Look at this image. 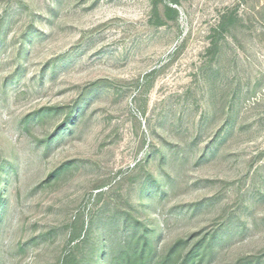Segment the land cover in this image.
Segmentation results:
<instances>
[{"label": "rangeland", "instance_id": "obj_1", "mask_svg": "<svg viewBox=\"0 0 264 264\" xmlns=\"http://www.w3.org/2000/svg\"><path fill=\"white\" fill-rule=\"evenodd\" d=\"M167 1L0 0V264H264V0Z\"/></svg>", "mask_w": 264, "mask_h": 264}, {"label": "trees", "instance_id": "obj_2", "mask_svg": "<svg viewBox=\"0 0 264 264\" xmlns=\"http://www.w3.org/2000/svg\"><path fill=\"white\" fill-rule=\"evenodd\" d=\"M161 0H153V9L157 11ZM177 4V0L167 1ZM167 15L174 17L177 10L167 3L164 6ZM224 17V16H223ZM226 17V16H225ZM221 26L226 28L224 21ZM124 217V228L126 235L120 240L117 247L113 243L106 249L105 261L100 260L101 251L90 250L86 253L78 254L79 248L89 243L88 235H84L80 241H73L71 249L67 253L60 255L54 264H196L199 261V244L193 249L188 250L182 256L183 239L178 238L167 248L164 255H156V245L153 241L154 230L144 223L141 219L134 217V220ZM82 226H84L82 224ZM84 227L81 232L84 231ZM130 231V232H129ZM138 234V237L135 234ZM81 237V235H80Z\"/></svg>", "mask_w": 264, "mask_h": 264}]
</instances>
